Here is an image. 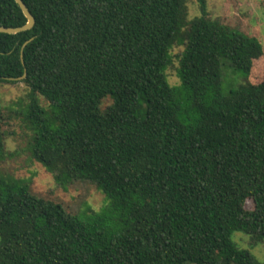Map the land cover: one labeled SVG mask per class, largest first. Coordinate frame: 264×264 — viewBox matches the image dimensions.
<instances>
[{"label":"trees","instance_id":"trees-1","mask_svg":"<svg viewBox=\"0 0 264 264\" xmlns=\"http://www.w3.org/2000/svg\"><path fill=\"white\" fill-rule=\"evenodd\" d=\"M22 1L35 25L0 34V83L25 72L30 155L108 203L78 217L0 177V264H259L231 240L264 239L259 38L211 19L206 0L193 19L186 0ZM26 22L0 0L1 27ZM175 46L177 88L166 77ZM224 61L244 80L227 94Z\"/></svg>","mask_w":264,"mask_h":264},{"label":"rangeland","instance_id":"rangeland-1","mask_svg":"<svg viewBox=\"0 0 264 264\" xmlns=\"http://www.w3.org/2000/svg\"><path fill=\"white\" fill-rule=\"evenodd\" d=\"M188 19L200 15L197 0H186ZM207 13L211 19L220 20L225 26L259 38L264 47V0H206ZM183 46H175L171 53V64L166 69L168 83L179 86L177 75L178 57ZM262 63L257 62L251 74L252 83H258L262 74ZM222 92L234 90L244 83L243 76L233 71L226 61L221 68ZM27 88L22 81L0 83V122L4 133V155L0 159V177L6 181L28 185L29 191L36 197L59 204L72 215L82 217L89 211L99 212L108 201L105 195L87 182L63 181L56 183L53 176L31 155L33 132L26 119L25 101ZM45 112L51 111L49 105L39 99ZM110 104L102 102L104 109ZM247 208H250L248 204ZM231 240L237 249L248 252L257 263L264 262V239L253 246L250 239L241 232H235Z\"/></svg>","mask_w":264,"mask_h":264},{"label":"water","instance_id":"water-1","mask_svg":"<svg viewBox=\"0 0 264 264\" xmlns=\"http://www.w3.org/2000/svg\"><path fill=\"white\" fill-rule=\"evenodd\" d=\"M15 3L17 4V6L20 8L22 14L24 15V17L26 18L27 22L24 26L22 27H18V28H5V27H1L0 26V34H6V35H16L22 32H26L31 30L34 25H35V20L33 18V16L30 14V12L28 11L27 7L25 6V4L23 3L22 0H14ZM26 46V44H24L23 48ZM22 48V51H23ZM21 51V62H23V52ZM25 78V72L23 74V76L21 78L18 79H9L10 81H22Z\"/></svg>","mask_w":264,"mask_h":264}]
</instances>
